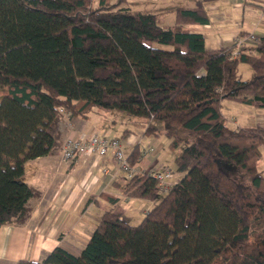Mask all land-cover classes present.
I'll use <instances>...</instances> for the list:
<instances>
[{
    "label": "trees",
    "instance_id": "obj_1",
    "mask_svg": "<svg viewBox=\"0 0 264 264\" xmlns=\"http://www.w3.org/2000/svg\"><path fill=\"white\" fill-rule=\"evenodd\" d=\"M125 1L0 0V225L22 214L25 163L55 151L65 110L144 120L178 149L168 170L182 175L161 191L154 170L134 171L114 183L155 199L138 223L105 208L78 253L56 245L16 264H264V127H230L221 110L223 99L264 107V35L233 55L187 27L208 20L205 0L177 7L167 26ZM239 62L250 79L237 78ZM138 155L136 146L126 163Z\"/></svg>",
    "mask_w": 264,
    "mask_h": 264
},
{
    "label": "crops",
    "instance_id": "obj_2",
    "mask_svg": "<svg viewBox=\"0 0 264 264\" xmlns=\"http://www.w3.org/2000/svg\"><path fill=\"white\" fill-rule=\"evenodd\" d=\"M196 1L126 0L124 3L131 10L153 12L159 24L167 26L174 22L177 7H192ZM203 4L208 20L189 23L187 27L203 33L207 48L229 46L234 52L240 48L238 40H243V45L253 44L249 38L252 34L258 39L264 35V0H205ZM246 104L252 105L248 110L256 114L255 122L264 127V110H260L264 108ZM137 119L119 110L97 107L87 116L71 115L66 110L59 114L55 151L25 163L23 177L31 194L22 204V214L17 221L0 225V264H16L22 257L40 260L56 245L78 253L105 208L119 206L127 218L130 214L135 217L145 214L155 199L121 193L114 182L130 174L114 160L111 151L102 156L97 153L83 155L71 162L64 161L61 156L62 144L68 136L104 133L120 139L126 156L137 146L139 155L131 166L134 171L170 169L168 158L172 155L174 160L178 151L174 153L170 149L164 134L146 132V123ZM137 121L140 124L134 127L131 122ZM181 175L174 171L169 181L173 183ZM108 194L118 195L116 204L112 205Z\"/></svg>",
    "mask_w": 264,
    "mask_h": 264
},
{
    "label": "built area",
    "instance_id": "obj_3",
    "mask_svg": "<svg viewBox=\"0 0 264 264\" xmlns=\"http://www.w3.org/2000/svg\"><path fill=\"white\" fill-rule=\"evenodd\" d=\"M253 40V43H257L259 39L253 34L249 37ZM238 43L242 45L243 40H238ZM237 51L232 54L235 55ZM62 111V109H60ZM111 151L114 160L123 167L129 174H132L134 170L126 163V156L121 146V141L117 137L107 136L104 133H93L84 137L68 136L65 138L61 156L64 161L71 162L83 155L97 153L99 156ZM150 171V170H149ZM158 179V186L161 191H165L170 185V177L173 172L160 167L154 170L153 174Z\"/></svg>",
    "mask_w": 264,
    "mask_h": 264
},
{
    "label": "rangeland",
    "instance_id": "obj_4",
    "mask_svg": "<svg viewBox=\"0 0 264 264\" xmlns=\"http://www.w3.org/2000/svg\"><path fill=\"white\" fill-rule=\"evenodd\" d=\"M113 1H115V0H113ZM163 46H165V45H163ZM248 71L250 74L248 73ZM253 73H254L253 69L248 63H246V62H239L238 63V65L236 67L237 78L248 80L253 76L252 75ZM231 102L232 101L230 99H223L222 103H221V110H222L223 115L226 118L225 121H226L227 125H229L230 127H233V128H237V127H239V125H248L249 126V125H256L257 124V122H255V120H254V118L256 117V114L252 110H250V111L248 110V109L252 108L251 107L252 105H248L246 103H240V102H237V103H231ZM245 106H250V107H245ZM93 108H95V107H93ZM261 108H264V107H261ZM260 110H264V109H260ZM130 116H132V115H130ZM137 120H142V119L139 118ZM142 121L144 124L146 123L144 120H142ZM155 122L158 124V126L162 125V122L160 120H156ZM131 124L135 125L134 127H138V125L140 123H138V121H137L135 123L131 122ZM135 131H137V130H135ZM163 136H165V135H163ZM165 138H166V140L168 139L166 136H165ZM170 149L173 150L174 153L178 151L177 148H171L170 147ZM168 164L170 165V167L173 170H175L174 169L175 163H174V160L172 159V155H170V158H168ZM258 166H259L260 170L264 169V152H262V154L259 158ZM262 173H264V170H262ZM177 175H179V173ZM242 179L245 182L249 181V178L246 175H243ZM160 194H161V192L159 190L157 193V196H159ZM127 213H129V212L127 211ZM142 217L143 216L135 217V216L130 214L128 216V220L130 223L136 224L142 219Z\"/></svg>",
    "mask_w": 264,
    "mask_h": 264
}]
</instances>
